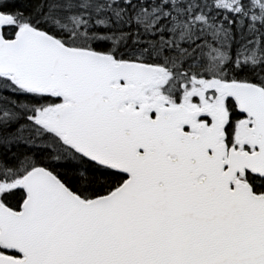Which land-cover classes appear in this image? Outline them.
<instances>
[{"label": "snow or ice", "instance_id": "6c2138e0", "mask_svg": "<svg viewBox=\"0 0 264 264\" xmlns=\"http://www.w3.org/2000/svg\"><path fill=\"white\" fill-rule=\"evenodd\" d=\"M0 264H264V0H0Z\"/></svg>", "mask_w": 264, "mask_h": 264}]
</instances>
